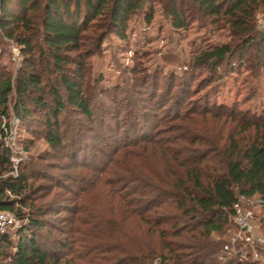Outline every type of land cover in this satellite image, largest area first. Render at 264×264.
I'll return each instance as SVG.
<instances>
[{
	"label": "trees",
	"instance_id": "16d2710c",
	"mask_svg": "<svg viewBox=\"0 0 264 264\" xmlns=\"http://www.w3.org/2000/svg\"><path fill=\"white\" fill-rule=\"evenodd\" d=\"M154 4L162 6L177 30H185L190 20H195L186 9L188 5L231 32L236 42L197 55L193 60L196 67L217 72L228 59L237 58L240 64L251 63L250 70H257L264 78V33L256 31L254 24L256 13L260 9L264 13V0H0V35L16 44L22 55V69L13 86L14 114L25 122L32 116L31 108L43 110L42 138L54 150L62 149L67 138V120L61 118L67 110L90 123L97 121L103 130L96 133L98 141L103 143L104 133L118 141L112 145L109 138L104 141L108 151L102 153L107 159L103 168L90 167L96 174L110 172L111 179L104 181L111 187L106 193L107 220L120 227L109 231L104 218L94 217L89 231L82 233L85 252L92 253L99 263L238 264L236 257L223 253L226 241L214 240L212 234H226L232 228L230 216L239 196L264 200V116L237 120L235 110L220 107L219 114L208 104L203 107L192 102L182 112L191 98L190 79L187 88L176 89V94L175 83H171L156 104V111L165 108L158 126L164 118L175 125L166 124L163 130L130 139L128 134H121L122 127L104 125L103 121L113 119L107 107L101 111L100 120L94 115L84 90L89 58L99 54L109 35L126 39L132 18ZM151 19L152 13L146 22ZM250 50L251 59L247 57ZM155 79L151 85L154 93L160 90ZM11 91L10 77L0 72L2 117L8 116ZM225 115L226 120L236 122L240 133H253L250 140L237 138L235 131L225 142L219 135H205L209 134L205 127ZM78 136L77 132L71 137L75 139L70 142L72 149L81 142ZM81 153L77 145L67 158L77 161ZM11 157L12 152L0 144V166L11 167ZM92 159H98L97 155ZM34 164L27 166L30 170L26 173L20 168L16 177L0 180V211L10 212L20 221L14 234L16 242L9 231L0 233V264H61L59 253L68 248L66 243L47 247L42 237L49 227L46 216L57 218L61 212L73 214L74 210L33 203L36 191L29 179L35 177ZM57 187L66 190L64 185ZM258 221L264 228V206ZM241 264L259 263L249 260Z\"/></svg>",
	"mask_w": 264,
	"mask_h": 264
},
{
	"label": "rangeland",
	"instance_id": "374dc122",
	"mask_svg": "<svg viewBox=\"0 0 264 264\" xmlns=\"http://www.w3.org/2000/svg\"><path fill=\"white\" fill-rule=\"evenodd\" d=\"M151 7L152 10H150ZM186 9L195 17V20H190L185 30H177L172 27L170 18L160 4L147 6L129 22L126 39L121 40L113 34L109 35L101 45L99 54L89 58L86 63L88 72L84 90L91 102L94 115L99 120L102 118L101 111L105 107L110 111L113 119L103 121L104 125L106 123L113 127H122L121 134H128L130 139H137L142 133H154L166 124L175 125L174 121L166 123L164 118L160 120L161 122L159 121L162 125L158 126L157 121L163 115L161 111L165 108L156 111L158 107L156 104L160 101V96L165 95L163 93L171 83H175L173 93L176 94L178 92L176 89L187 88L186 84L190 79H193L189 84L192 85L191 98L183 105L182 112L192 102L203 107L208 104L210 109L213 107L214 112L217 111L219 114L222 111L217 108L220 107L235 110L238 115L237 120L240 117L264 116V78L257 70H250L251 63L240 64L237 58L228 59L227 65L222 66L217 72L208 71L193 64L197 55L215 46L232 44L233 38L229 29L222 23H215L214 20L201 16L188 5ZM151 13L152 19L148 23L146 17ZM254 24L256 31L264 33L262 9L256 13ZM247 57H250L249 59L253 57V50H250ZM21 69L20 48L12 42L3 40L0 35V72L10 77L12 85L7 104L8 116L2 117L0 114V127L7 126V132L0 134V144L11 149L12 166H0V180L16 177L20 168H25L26 173L30 170L27 166H30L32 162L35 163V168H32L35 179H29V183L36 191L33 203L38 206L50 203L54 207L58 205V207L74 210L73 214L61 212L57 218L51 214L46 216L45 220L49 227L44 230L42 237L47 247L53 249V244H68V248L59 253L61 264H101L94 259L92 253L85 252L82 233L89 231L88 228L94 217L95 219L104 218L106 220L104 227L109 231L120 228L119 225L115 226L112 221L107 220L106 193L111 187L104 181L108 182L111 179L110 172L108 175L96 174L90 169L94 165L99 170L103 168L102 162L107 163L102 153L108 151L104 141L109 136H104V133L103 143L102 140L98 141L96 133L102 130L101 125L97 121L95 124L90 123L83 116L67 110L61 116L62 119L67 120L64 129L65 127L68 129L64 146L58 150L50 148L42 138L45 132L42 123L46 118L43 110L31 108L32 116L25 122L19 121L14 114L16 96L13 86ZM155 78L158 80L160 90L154 93L155 90H152L151 85ZM52 79H54L53 76ZM56 87L60 93H63L61 86L56 85ZM44 99L48 105H51L52 102L48 96H44ZM168 103L171 105V101ZM226 117V115L221 116L219 122L217 120L215 124L209 123L205 127L209 134L205 135L208 137L219 135L224 141L235 131L237 138L250 140L253 133H240V128L235 127L236 122L226 120ZM207 118L211 120L210 115ZM155 127L157 128L154 130ZM77 132L79 133L77 141H81L77 145L80 146L82 153L77 161H72L67 158V155L71 154L77 146L73 149L70 147V142L75 140L71 137ZM108 142L111 145L118 143L113 137ZM117 145L114 144V147H118ZM94 154L98 159H92ZM38 159L41 161L38 162ZM57 185H64L66 190H61ZM67 190L71 193L66 194ZM28 203L29 201L26 202ZM24 211L26 212L27 208H24ZM260 211L261 209L256 210L258 220ZM258 220V231L264 236V228ZM72 227H75L76 233L70 231V229L73 230ZM231 232L232 228L226 234L213 233L212 237L214 240L220 239L221 242H225ZM9 233L16 242L15 232L9 231ZM256 262L264 264V249H260Z\"/></svg>",
	"mask_w": 264,
	"mask_h": 264
},
{
	"label": "built area",
	"instance_id": "2783aa9c",
	"mask_svg": "<svg viewBox=\"0 0 264 264\" xmlns=\"http://www.w3.org/2000/svg\"><path fill=\"white\" fill-rule=\"evenodd\" d=\"M6 128L7 126L2 128L4 133L7 132ZM6 136L7 134L4 135V139ZM6 147L11 151L8 146ZM263 206V199L243 196H239L233 205L230 216L232 232L223 245V253L236 257L238 264L249 260L256 262L260 249H264V236L258 231L256 214V210H260ZM19 228L20 221L14 214L0 211V233L16 232Z\"/></svg>",
	"mask_w": 264,
	"mask_h": 264
}]
</instances>
